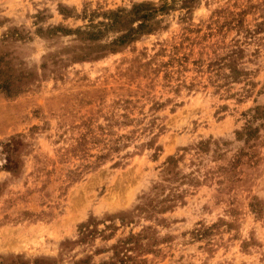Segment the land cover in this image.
Listing matches in <instances>:
<instances>
[{
	"label": "rangeland",
	"instance_id": "374dc122",
	"mask_svg": "<svg viewBox=\"0 0 264 264\" xmlns=\"http://www.w3.org/2000/svg\"><path fill=\"white\" fill-rule=\"evenodd\" d=\"M0 264H264V0H0Z\"/></svg>",
	"mask_w": 264,
	"mask_h": 264
},
{
	"label": "trees",
	"instance_id": "16d2710c",
	"mask_svg": "<svg viewBox=\"0 0 264 264\" xmlns=\"http://www.w3.org/2000/svg\"><path fill=\"white\" fill-rule=\"evenodd\" d=\"M162 7H155L150 3L140 2L133 4L130 9H115L105 12H99L100 20L94 21L88 18V23L84 29L77 32L84 38H97L107 30H117L120 33L112 40L114 44H121L125 41L132 40L141 33H148L157 25L155 19L158 11ZM136 23V24H135Z\"/></svg>",
	"mask_w": 264,
	"mask_h": 264
}]
</instances>
